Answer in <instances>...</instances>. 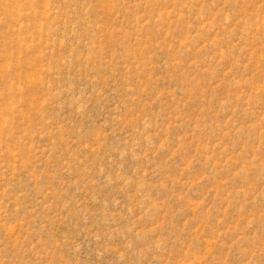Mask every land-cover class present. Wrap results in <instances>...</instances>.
Listing matches in <instances>:
<instances>
[{
  "label": "rangeland",
  "instance_id": "1",
  "mask_svg": "<svg viewBox=\"0 0 264 264\" xmlns=\"http://www.w3.org/2000/svg\"><path fill=\"white\" fill-rule=\"evenodd\" d=\"M0 264H264V0H0Z\"/></svg>",
  "mask_w": 264,
  "mask_h": 264
}]
</instances>
